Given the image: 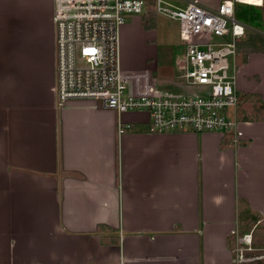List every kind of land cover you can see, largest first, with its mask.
Listing matches in <instances>:
<instances>
[{
    "label": "crops",
    "instance_id": "1",
    "mask_svg": "<svg viewBox=\"0 0 264 264\" xmlns=\"http://www.w3.org/2000/svg\"><path fill=\"white\" fill-rule=\"evenodd\" d=\"M54 4L0 0V48L26 52L0 61V264H234L244 235L263 250L264 53L240 60V143L151 134L147 113L58 101Z\"/></svg>",
    "mask_w": 264,
    "mask_h": 264
},
{
    "label": "built area",
    "instance_id": "2",
    "mask_svg": "<svg viewBox=\"0 0 264 264\" xmlns=\"http://www.w3.org/2000/svg\"><path fill=\"white\" fill-rule=\"evenodd\" d=\"M259 1L253 6L263 7L264 0ZM245 2L225 0L210 9L197 2L180 8L166 0H55L52 91L60 103L93 100L119 115L147 113L151 134L232 133L234 143H240L245 134L236 84L245 27L235 19V5ZM150 9L180 25L185 56L178 83L186 90L181 94L162 90L153 70L122 66L121 27L129 16L143 17ZM256 251L264 254L252 246L250 235L237 238L234 264H252Z\"/></svg>",
    "mask_w": 264,
    "mask_h": 264
},
{
    "label": "rangeland",
    "instance_id": "3",
    "mask_svg": "<svg viewBox=\"0 0 264 264\" xmlns=\"http://www.w3.org/2000/svg\"><path fill=\"white\" fill-rule=\"evenodd\" d=\"M140 18L139 16H129L126 24L121 27L120 49L123 68L140 71L144 69L153 70L156 74L155 77L158 76L157 81H159L162 90L179 94L186 92L182 87L168 85H175L181 81L180 76L183 73L181 65L185 56V47L180 40L179 23L163 16H157L150 9L143 18L149 21L152 30L143 32L140 28ZM235 19L245 27L242 44L252 37L264 39V6L254 7L236 4ZM142 25L144 26L143 23ZM256 47L264 50L262 43H257ZM252 53L264 52H250L245 56V52L240 47L239 62L240 60L246 62L248 56ZM24 56H26V52L22 49L0 48V61H5L3 65H6V68L10 65L8 62L12 58ZM254 103L257 106L260 100L255 99ZM250 114L254 115V112L251 110ZM261 231H263V226L256 231V234ZM260 263H264V260Z\"/></svg>",
    "mask_w": 264,
    "mask_h": 264
},
{
    "label": "trees",
    "instance_id": "4",
    "mask_svg": "<svg viewBox=\"0 0 264 264\" xmlns=\"http://www.w3.org/2000/svg\"><path fill=\"white\" fill-rule=\"evenodd\" d=\"M147 23H148L147 19L143 18V24H144V27L146 30L149 28ZM257 43H262L264 45V39H262L260 37H252L246 43H243V44L240 43L239 44V50H240V47H242L243 51L245 52V56H247L250 52H264L263 49L256 47Z\"/></svg>",
    "mask_w": 264,
    "mask_h": 264
},
{
    "label": "bare ground",
    "instance_id": "5",
    "mask_svg": "<svg viewBox=\"0 0 264 264\" xmlns=\"http://www.w3.org/2000/svg\"><path fill=\"white\" fill-rule=\"evenodd\" d=\"M247 5H250V6H259V5H261L260 3V1L259 0H246V2H245Z\"/></svg>",
    "mask_w": 264,
    "mask_h": 264
}]
</instances>
